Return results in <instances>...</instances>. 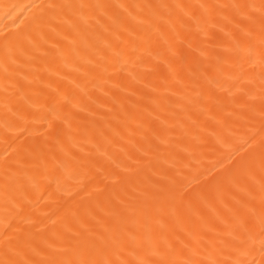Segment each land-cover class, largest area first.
I'll use <instances>...</instances> for the list:
<instances>
[{"label": "bare ground", "instance_id": "6f19581e", "mask_svg": "<svg viewBox=\"0 0 264 264\" xmlns=\"http://www.w3.org/2000/svg\"><path fill=\"white\" fill-rule=\"evenodd\" d=\"M0 264H264V0H0Z\"/></svg>", "mask_w": 264, "mask_h": 264}]
</instances>
